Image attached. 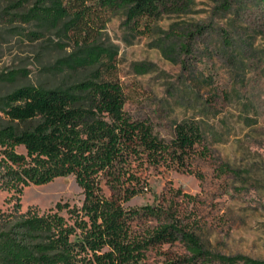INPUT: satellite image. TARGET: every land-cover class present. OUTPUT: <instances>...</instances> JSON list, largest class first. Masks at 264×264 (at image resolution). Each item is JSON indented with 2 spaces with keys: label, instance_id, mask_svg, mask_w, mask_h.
Here are the masks:
<instances>
[{
  "label": "trees",
  "instance_id": "obj_1",
  "mask_svg": "<svg viewBox=\"0 0 264 264\" xmlns=\"http://www.w3.org/2000/svg\"><path fill=\"white\" fill-rule=\"evenodd\" d=\"M177 2L8 0V21L36 28L29 37L54 30L72 42L54 68L91 70L66 84H24L0 95V189L21 193L24 185L73 175L83 193L80 205L21 211L18 197L0 210V264H264L209 248L197 221L167 192L152 203L126 204L145 189L144 164L189 170L208 149L194 120L176 122L167 140L124 109L117 49L97 36L115 10L124 11L129 30L144 32Z\"/></svg>",
  "mask_w": 264,
  "mask_h": 264
},
{
  "label": "rangeland",
  "instance_id": "obj_2",
  "mask_svg": "<svg viewBox=\"0 0 264 264\" xmlns=\"http://www.w3.org/2000/svg\"><path fill=\"white\" fill-rule=\"evenodd\" d=\"M7 2L0 0V95L24 84L51 87L89 76L90 67L54 68L72 42L54 30L29 37L36 28L9 22ZM170 8L144 32L129 30L124 11L115 10L97 39L117 49L124 109L167 140L176 122L194 120L208 150L189 170L144 164L145 189L126 204L152 203L167 192L197 221L209 248L264 259V4L178 0ZM18 197L21 211L42 212L58 202L80 205L83 193L73 175L56 177L24 185L21 193L0 189V210L12 209Z\"/></svg>",
  "mask_w": 264,
  "mask_h": 264
}]
</instances>
